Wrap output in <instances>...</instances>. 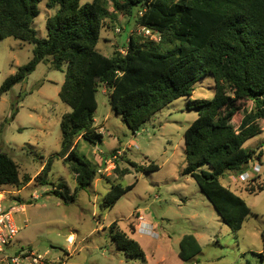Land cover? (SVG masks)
Here are the masks:
<instances>
[{
	"label": "trees",
	"instance_id": "trees-1",
	"mask_svg": "<svg viewBox=\"0 0 264 264\" xmlns=\"http://www.w3.org/2000/svg\"><path fill=\"white\" fill-rule=\"evenodd\" d=\"M43 3L56 13L47 20V37L39 38L34 22ZM110 7L130 17L140 29L158 33L160 41L131 34L124 51L117 48L112 57L104 55L98 44L105 22L112 21ZM8 38L35 48L30 62L4 81L0 96L25 82L41 63L51 62L54 70L65 72L59 97L71 111L61 120L62 148L47 159L36 180L48 185L57 160L73 161L75 191L64 182L52 191L66 204L74 203L100 172L76 153L81 140L92 144L103 140L95 120L99 88L106 89L111 109L136 134L174 101L191 98L194 87L211 75L214 98L189 102L198 118L185 132L183 174L197 182L232 231L242 229L251 209L221 178L228 172L244 173L254 157L261 160L264 155L245 147L264 132L260 124L264 121V0H93L83 5L81 0H0V41ZM249 103L254 104L250 112L245 108ZM15 114L14 110L11 120ZM4 126L0 124V132ZM129 163L138 172L160 170L155 163ZM128 172L122 171V176ZM259 180L247 183L249 194L264 191ZM30 181L29 176H21L9 154L0 152V188H20ZM135 185H112L101 209L114 208ZM110 233L128 259L147 262L140 243L118 222L111 225ZM200 253L197 238L185 235L179 258L188 263Z\"/></svg>",
	"mask_w": 264,
	"mask_h": 264
},
{
	"label": "rangeland",
	"instance_id": "rangeland-1",
	"mask_svg": "<svg viewBox=\"0 0 264 264\" xmlns=\"http://www.w3.org/2000/svg\"><path fill=\"white\" fill-rule=\"evenodd\" d=\"M88 2L93 0H81L82 5ZM40 10L34 28L39 38H46L47 20L56 10L48 9L46 3L40 5ZM110 11L112 21L105 22L98 44L107 57H112L117 48L124 51L131 34L142 35L130 17L115 13L113 7ZM34 48L33 44L13 38L0 41V88L8 77L30 62ZM64 81L65 72L44 62L25 82L0 96V123H5L0 132V152L18 163L22 177L31 178L20 188H0V197H6L4 205L18 207L16 221L21 230L15 247L7 254L14 256L23 247L44 256L45 264H187L179 258L180 241L185 235H194L201 253L192 264H264V191L249 194L248 182L242 179L244 173L255 178L253 169L261 164L259 177L263 183L264 155L261 160L254 157L244 173L228 172L221 178L222 184L241 196L251 209V215L237 232L223 222L197 182L183 174L187 165L185 132L198 118V112L190 110L189 102L214 98L215 81L211 75L194 87L191 98L174 101L136 134L111 109L109 95L99 88L95 120L103 140L97 144L82 140L76 153L101 171L93 185L80 191L71 204L52 191L63 182L75 191L78 183L72 171L73 161L57 160L48 185L36 180L47 159L62 148L61 120L71 111L59 97ZM245 108L250 112L254 104ZM14 110L16 114L11 120ZM260 124L264 129V121ZM245 147L264 154V132ZM113 156H117L113 164H104ZM129 161L139 166L155 163L160 170L138 172ZM126 170L129 172L122 176ZM114 184L123 188L136 185L114 208L103 211L101 204ZM36 195L38 198H34ZM115 222L140 243L146 263L128 259L118 250L110 233ZM141 227L155 237L140 234ZM3 256L0 254V259Z\"/></svg>",
	"mask_w": 264,
	"mask_h": 264
},
{
	"label": "built area",
	"instance_id": "built-area-1",
	"mask_svg": "<svg viewBox=\"0 0 264 264\" xmlns=\"http://www.w3.org/2000/svg\"><path fill=\"white\" fill-rule=\"evenodd\" d=\"M119 31V30H118ZM141 34L150 38L154 41H160V35L158 33H154L150 29H141ZM117 159V156H113L108 163L113 164V162ZM262 169V165L258 164L254 167V173H260ZM256 178V175H255ZM243 181L249 182L253 178L250 177L249 173H244L242 175ZM6 202V197H0V254L4 256L0 259L1 264H23L25 261L27 264H45L46 258L42 255H38L34 253L31 249H25L23 247H19L15 255H9L6 252L15 247V241L20 234V228L16 221V213L18 212L17 206L6 207L4 203ZM143 226V225H142ZM140 234H149L148 231H145L144 227L139 229ZM155 237V236H154Z\"/></svg>",
	"mask_w": 264,
	"mask_h": 264
},
{
	"label": "crops",
	"instance_id": "crops-1",
	"mask_svg": "<svg viewBox=\"0 0 264 264\" xmlns=\"http://www.w3.org/2000/svg\"><path fill=\"white\" fill-rule=\"evenodd\" d=\"M104 93H106V94H107V92H106V89H104ZM0 124H1V123H0ZM81 141H82V140H81ZM81 141H80V142H81ZM80 142H79V143H80ZM119 153H121V154H122V152H121V151H120ZM109 160H110V159H109ZM109 160H108V161H109ZM108 161H107V160H105V161H104V164H105V163H107ZM261 170H262V169H261ZM100 171H101V170H100ZM255 174H256V175L258 174V177L260 176V174H259V173H255ZM230 179H232V177H230ZM232 181H233V179H232ZM260 181H261V177H260V180H259V182H260ZM263 182H264V181H263ZM34 198H38V196L36 195V196H34ZM149 221H150V220H149ZM138 234H139V233H138ZM133 235H137V233H134ZM71 239H72V238H69V240H70V241H71ZM181 240H182V239H181ZM197 240H198V239H197ZM180 242H181V241H180ZM195 260H197V257H196V258H195L193 261H191V262H188L187 264H192V263H193ZM185 263H186V262H185Z\"/></svg>",
	"mask_w": 264,
	"mask_h": 264
}]
</instances>
